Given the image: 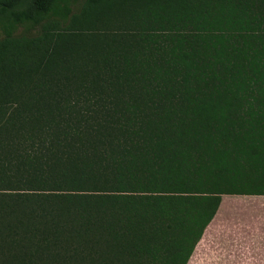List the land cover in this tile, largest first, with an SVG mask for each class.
Wrapping results in <instances>:
<instances>
[{"label":"trees","instance_id":"16d2710c","mask_svg":"<svg viewBox=\"0 0 264 264\" xmlns=\"http://www.w3.org/2000/svg\"><path fill=\"white\" fill-rule=\"evenodd\" d=\"M223 194H264V0H0V264H186Z\"/></svg>","mask_w":264,"mask_h":264},{"label":"crops","instance_id":"0c3cea01","mask_svg":"<svg viewBox=\"0 0 264 264\" xmlns=\"http://www.w3.org/2000/svg\"><path fill=\"white\" fill-rule=\"evenodd\" d=\"M235 206L263 222V233L245 236L205 235L209 224ZM197 241L186 264H264V194H223L218 208Z\"/></svg>","mask_w":264,"mask_h":264},{"label":"rangeland","instance_id":"374dc122","mask_svg":"<svg viewBox=\"0 0 264 264\" xmlns=\"http://www.w3.org/2000/svg\"><path fill=\"white\" fill-rule=\"evenodd\" d=\"M22 30L19 28L20 32ZM256 233H263V222L254 220L250 213H244L235 206L220 213L204 231L209 236H245Z\"/></svg>","mask_w":264,"mask_h":264}]
</instances>
